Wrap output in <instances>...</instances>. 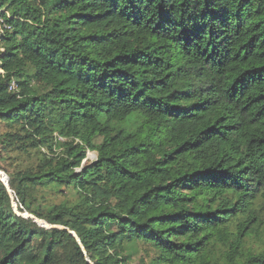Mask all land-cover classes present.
<instances>
[{
	"label": "trees",
	"instance_id": "obj_1",
	"mask_svg": "<svg viewBox=\"0 0 264 264\" xmlns=\"http://www.w3.org/2000/svg\"><path fill=\"white\" fill-rule=\"evenodd\" d=\"M0 17V264H264V0Z\"/></svg>",
	"mask_w": 264,
	"mask_h": 264
},
{
	"label": "water",
	"instance_id": "obj_2",
	"mask_svg": "<svg viewBox=\"0 0 264 264\" xmlns=\"http://www.w3.org/2000/svg\"><path fill=\"white\" fill-rule=\"evenodd\" d=\"M0 176H2L1 180H2V182L6 185L8 191H9V193H10V195H11V198H12V200H13V204H14L15 212H16L18 215H20V216H24V217H30V218L34 219L37 223L43 225V226L46 227V228H60V229H64V230L69 231L68 229H65L64 227H61V226H51V225L48 224L46 221L40 220V219L34 217V216L31 215V214H28V213H26V214H22V213H20L19 210H18V207H17V205H16V203H15V201H14V197H13V195H12V191H11L9 185H8V177L5 176V175H3L2 173H0ZM70 233L73 235V237H74V238L78 241V243L81 245V247H82V249H83V251H84V253H85V255H86V251H85L84 247L82 246V244H81V242H80L78 236L76 235V233L71 232V231H70Z\"/></svg>",
	"mask_w": 264,
	"mask_h": 264
},
{
	"label": "rangeland",
	"instance_id": "obj_3",
	"mask_svg": "<svg viewBox=\"0 0 264 264\" xmlns=\"http://www.w3.org/2000/svg\"><path fill=\"white\" fill-rule=\"evenodd\" d=\"M95 158H96V153H95V152H90V153H89V159H90V161H91V160H94ZM4 167L7 168V165L2 164V169H3ZM0 173H2L3 175L7 176V173H6L4 170H0ZM23 214H26V213H23Z\"/></svg>",
	"mask_w": 264,
	"mask_h": 264
},
{
	"label": "built area",
	"instance_id": "obj_4",
	"mask_svg": "<svg viewBox=\"0 0 264 264\" xmlns=\"http://www.w3.org/2000/svg\"><path fill=\"white\" fill-rule=\"evenodd\" d=\"M2 27V19H1V17H0V28ZM15 87V85H12V88H14Z\"/></svg>",
	"mask_w": 264,
	"mask_h": 264
}]
</instances>
